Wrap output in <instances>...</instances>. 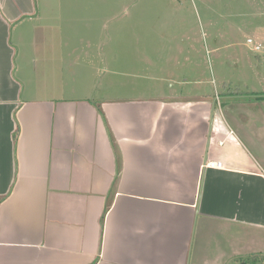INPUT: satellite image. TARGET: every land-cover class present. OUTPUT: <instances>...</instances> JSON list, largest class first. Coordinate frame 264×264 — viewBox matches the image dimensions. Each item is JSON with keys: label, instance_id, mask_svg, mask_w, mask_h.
I'll use <instances>...</instances> for the list:
<instances>
[{"label": "crops", "instance_id": "crops-1", "mask_svg": "<svg viewBox=\"0 0 264 264\" xmlns=\"http://www.w3.org/2000/svg\"><path fill=\"white\" fill-rule=\"evenodd\" d=\"M144 1L0 0V264H264V87L207 92L181 7L147 25ZM79 25L137 35L102 83L49 44Z\"/></svg>", "mask_w": 264, "mask_h": 264}, {"label": "rangeland", "instance_id": "rangeland-1", "mask_svg": "<svg viewBox=\"0 0 264 264\" xmlns=\"http://www.w3.org/2000/svg\"><path fill=\"white\" fill-rule=\"evenodd\" d=\"M144 3V17L147 25H152V20L155 17L163 19L166 16L168 18V15L164 14L165 12L181 7L180 9L183 10L184 14L181 22L192 25L191 32H188V34L193 36L195 42V57L197 64L201 65V80L204 81L202 87L214 97L222 91V86H228L233 90L241 84V89L251 91L264 87V80H261L260 85H257L252 77L243 79L247 76H242L243 70L246 71V68L253 67L255 59L253 51L259 49L260 39L264 37V0H145ZM119 4L117 2L113 3L115 14L122 11V4ZM116 7L118 9H115ZM133 10L134 7L128 6L127 11ZM121 15L123 14L121 13L116 16L118 18L113 20L115 28L118 24L120 28V22L123 19L120 17ZM78 19L82 20V17L79 15ZM73 22L75 24L79 23L78 20ZM166 24L168 30L160 31L159 34L151 33V30L145 31V42H152L154 38L159 41H180L182 32H178L179 29H170L172 25L177 23L167 22ZM77 27L83 29V31L79 30V33L82 34L80 37L50 38L49 44L63 48L62 52L66 50V53H62L59 49V54H62L61 56L68 60L74 56L76 58L77 56L80 57L81 61L92 60L94 66L97 65L103 69L99 78L100 83H102L107 78L106 61L111 54L107 44L116 45L115 51L112 52L116 55V59L123 52L119 46L128 41L127 36L130 37L131 41L132 34L128 35L124 32L119 34L120 31L115 30L112 35V33L107 34L104 30L96 27H93L92 31L85 29L82 25ZM165 36L171 39H165ZM151 37L153 39H150ZM56 40H58V43L54 45ZM249 40L251 43L248 42ZM79 43L85 47V52H82V54L76 53V55L66 47L77 46ZM262 46H264V43H262ZM22 61V53L19 51L17 53L19 67ZM66 70L64 71L66 72ZM86 71L85 68L82 70L84 74L80 75L81 78L85 77ZM261 76L264 78V74ZM225 81H231L232 85L225 84Z\"/></svg>", "mask_w": 264, "mask_h": 264}, {"label": "trees", "instance_id": "trees-1", "mask_svg": "<svg viewBox=\"0 0 264 264\" xmlns=\"http://www.w3.org/2000/svg\"><path fill=\"white\" fill-rule=\"evenodd\" d=\"M227 94L238 96V95H241L242 93L241 92L239 93V90L236 88L233 90L231 88H229ZM16 138H17V134L15 133L14 140H16ZM258 258L259 257H257V256H252V258L246 259L245 262L255 264L257 262Z\"/></svg>", "mask_w": 264, "mask_h": 264}, {"label": "built area", "instance_id": "built-area-1", "mask_svg": "<svg viewBox=\"0 0 264 264\" xmlns=\"http://www.w3.org/2000/svg\"><path fill=\"white\" fill-rule=\"evenodd\" d=\"M249 42H251V41L249 40Z\"/></svg>", "mask_w": 264, "mask_h": 264}]
</instances>
